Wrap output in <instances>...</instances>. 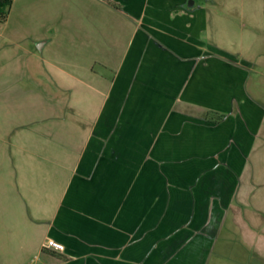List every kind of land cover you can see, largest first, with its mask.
<instances>
[{"label":"crops","instance_id":"0c3cea01","mask_svg":"<svg viewBox=\"0 0 264 264\" xmlns=\"http://www.w3.org/2000/svg\"><path fill=\"white\" fill-rule=\"evenodd\" d=\"M0 24V264H264V0H12Z\"/></svg>","mask_w":264,"mask_h":264},{"label":"rangeland","instance_id":"374dc122","mask_svg":"<svg viewBox=\"0 0 264 264\" xmlns=\"http://www.w3.org/2000/svg\"><path fill=\"white\" fill-rule=\"evenodd\" d=\"M1 28H2V25L0 24V30H1ZM7 89L9 90V87H5L3 85H0V143L6 139V138H4L5 137L4 127H5V121L7 122V119H8V118H5V100L7 99L6 98L7 97V93H6Z\"/></svg>","mask_w":264,"mask_h":264},{"label":"trees","instance_id":"16d2710c","mask_svg":"<svg viewBox=\"0 0 264 264\" xmlns=\"http://www.w3.org/2000/svg\"><path fill=\"white\" fill-rule=\"evenodd\" d=\"M12 0H0V22H4L8 16L9 8L11 6ZM207 117H216V120H222L225 117V114H221L217 111H208L206 113ZM213 118V119H214Z\"/></svg>","mask_w":264,"mask_h":264},{"label":"built area","instance_id":"2783aa9c","mask_svg":"<svg viewBox=\"0 0 264 264\" xmlns=\"http://www.w3.org/2000/svg\"><path fill=\"white\" fill-rule=\"evenodd\" d=\"M48 248H52V249H57V250H63L64 249V244L59 242V241H55L53 239H50L47 242L46 245Z\"/></svg>","mask_w":264,"mask_h":264}]
</instances>
